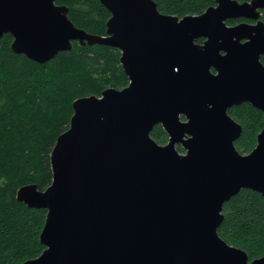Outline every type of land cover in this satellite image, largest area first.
<instances>
[{
	"label": "water",
	"instance_id": "1",
	"mask_svg": "<svg viewBox=\"0 0 264 264\" xmlns=\"http://www.w3.org/2000/svg\"><path fill=\"white\" fill-rule=\"evenodd\" d=\"M99 1L110 12L103 35L76 27L55 0H0L13 52L44 63L74 41L110 45L129 81L75 99L50 152L51 183L16 190L46 210L44 248L20 264H264L217 232L225 201L241 189L264 195V0H215L182 17L154 0ZM242 103L263 113L248 153L227 113ZM157 124L165 144L150 135Z\"/></svg>",
	"mask_w": 264,
	"mask_h": 264
},
{
	"label": "trees",
	"instance_id": "2",
	"mask_svg": "<svg viewBox=\"0 0 264 264\" xmlns=\"http://www.w3.org/2000/svg\"><path fill=\"white\" fill-rule=\"evenodd\" d=\"M160 12L182 17L200 14L215 0H154ZM244 2L249 0H236ZM71 22L89 33L105 34L109 10L99 0H63ZM261 18L264 21V10ZM197 39L196 42H200ZM12 36L0 38V264H20L38 256L44 246L39 234L44 208L28 207L16 199V190L35 184L44 190L52 178L50 152L57 136L69 126L72 102L105 88L121 89L128 77L114 46L73 42L40 63L10 49ZM264 61V58H263ZM227 113L241 126L234 144L248 153L262 128V112L249 103L233 105ZM151 137L164 143L160 124ZM184 152L180 145L176 146ZM217 229L221 238L243 249L252 260L264 254V195L241 189L222 205Z\"/></svg>",
	"mask_w": 264,
	"mask_h": 264
},
{
	"label": "flooded vegetation",
	"instance_id": "3",
	"mask_svg": "<svg viewBox=\"0 0 264 264\" xmlns=\"http://www.w3.org/2000/svg\"><path fill=\"white\" fill-rule=\"evenodd\" d=\"M62 1L63 0H55V3L56 4H58V5H61V4H63L62 3ZM65 5V4H64ZM264 10V8L263 9H261L260 10V16H259V19L261 20V21H263V19L261 18V14H262V11ZM240 22H245V23H247V24H255L256 23V20L255 19H249V18H231V19H227L226 20V24L227 25H235V24H237V23H240ZM263 23H264V21H263ZM199 39V38H198ZM201 39V41L200 42H198V43H201L204 39L203 38H200ZM197 40V39H196ZM245 40L246 39H241L240 40V43H243V42H245ZM222 53H224V52H222ZM263 58H264V54H261L260 55V57H259V60H260V62L264 65V61H263ZM211 71H213L214 72V70L213 69H211ZM258 109V108H257ZM260 110V109H259ZM261 111V110H260ZM262 112V111H261ZM182 118V117H181ZM262 123H263V113H262ZM263 126V125H262ZM260 132V131H259ZM258 132V133H259ZM257 133V134H258Z\"/></svg>",
	"mask_w": 264,
	"mask_h": 264
},
{
	"label": "rangeland",
	"instance_id": "4",
	"mask_svg": "<svg viewBox=\"0 0 264 264\" xmlns=\"http://www.w3.org/2000/svg\"><path fill=\"white\" fill-rule=\"evenodd\" d=\"M167 139H168V135H167ZM167 142V140L164 141V143H159V144H165ZM177 148V147H176ZM179 151V150H178ZM180 152V151H179ZM183 153V152H181Z\"/></svg>",
	"mask_w": 264,
	"mask_h": 264
}]
</instances>
